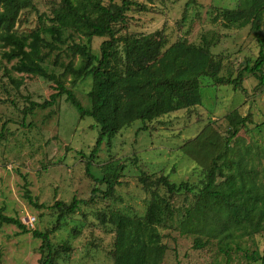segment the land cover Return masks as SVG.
Instances as JSON below:
<instances>
[{
  "label": "rangeland",
  "instance_id": "rangeland-1",
  "mask_svg": "<svg viewBox=\"0 0 264 264\" xmlns=\"http://www.w3.org/2000/svg\"><path fill=\"white\" fill-rule=\"evenodd\" d=\"M121 1L102 0V4L119 5ZM130 1L134 4L125 14V23L115 26L119 29L117 36L159 32L165 48L178 40L199 44L203 37L210 39L213 42L210 52L223 58L220 75L224 79H235L240 70L254 64L260 50L264 52V44L256 41L249 26L226 28L219 16L220 9L237 7V0ZM31 3V8L20 12L14 32L24 36L37 32L42 41L58 46L53 50L42 47L40 65L62 79L81 105L88 108L90 79L71 85L69 76H61L68 63L76 66L80 61L67 47L79 44L98 56L100 44L106 38L89 39L67 31L63 35L66 42L57 43L45 31L52 24V11L60 0H31ZM260 35L264 39V25ZM7 50L0 45L1 212L19 219L28 231H50L56 224L52 207L56 201L69 204L73 198L88 200L96 189L87 205L80 204L50 234L53 248L50 264H113L114 235L109 232L108 211L143 216L150 203L151 190L139 178L150 173L163 174L171 183L185 182L193 187L190 193L166 196L174 216L166 222L172 226L160 230L167 247L161 264H264V261L252 262L246 258L252 253L264 255V233L239 240L240 249L236 250L233 245L231 260H228L217 240L204 242L201 249H195V236L179 232L184 208L193 205L194 194L211 159L226 150L225 116L232 110L242 117L248 116L249 123L229 142V155L241 157L261 150L258 163L264 170V84L247 73L237 88L231 84L217 85L202 76L200 105L152 122L135 121L114 137L105 138L95 156L89 158L99 136L94 120L79 119L65 95L54 106L35 109L24 116L22 111L28 107V101H47L55 92L54 84L36 75H20L14 69L16 61L4 58ZM187 145L192 158L184 154L182 147ZM114 167L118 174L108 191L100 179L112 173L109 171ZM151 180L153 177L148 182ZM222 180L217 176L216 184ZM25 186L38 207L27 202ZM158 191L164 196L163 189ZM102 215L106 217L104 223ZM30 218L35 219L31 226ZM40 244L31 232L23 233L12 224L0 223V264H41Z\"/></svg>",
  "mask_w": 264,
  "mask_h": 264
},
{
  "label": "trees",
  "instance_id": "trees-1",
  "mask_svg": "<svg viewBox=\"0 0 264 264\" xmlns=\"http://www.w3.org/2000/svg\"><path fill=\"white\" fill-rule=\"evenodd\" d=\"M237 2L236 8L218 11L225 27L240 29L249 26L253 37L263 45L264 39L260 32L264 25V0ZM133 4L130 0L107 6L102 4V0H60L58 7L52 11V24L45 32L57 43L66 42L63 35L67 31L89 39L106 38L100 44L98 56L79 44L67 47L73 55L79 56L80 61L76 66L68 63L61 76H69L71 85L90 79V105L86 108L64 86L62 79L48 73L40 65L43 60L42 47L53 50L58 46L53 45V42L42 41L37 32L28 36L14 32L20 12L32 7L31 0H0V45L8 48L4 58L16 61L14 69L20 75H36L54 84L55 92L49 99L43 103L28 101V107L22 111L23 115L32 114L35 109L52 107L59 97L65 95L79 119L90 117L99 127V136L89 158L95 156L105 138L114 137L135 121L152 122L162 116L200 105L199 79L202 76L210 78L217 85L231 84L237 88V83L247 73L253 75L259 84H264L262 50L251 67H244L235 79H224L220 75L223 58L210 52L213 44L210 39L203 37L199 44L178 40L165 48L159 32L117 36L119 29L115 26L125 23V14ZM225 120L228 126L226 150L211 159V165L204 172L201 185L194 194L193 205L184 208L179 232L195 236V249H201L204 242L217 240L222 252L231 260L232 246L235 245L236 250H239V240L264 233V176H261L264 170L260 169L258 163L261 150L242 158L229 155V142L237 137L241 128L247 126L249 117H242L236 110H232L225 116ZM188 147L183 146L185 153H182L192 158ZM111 169L109 172L112 173L100 179L108 191L112 189L118 174L115 167ZM143 176L139 178L140 183L148 185L151 190L145 214L130 216L115 210L108 211L109 232L114 235L111 251L113 264H161L167 247L160 230L170 228L172 225L167 226L166 222L174 216L171 202L166 196L190 193L193 190L185 182H169L163 174L157 176L150 173ZM217 176L223 180L216 184ZM151 177L153 180L148 182ZM158 189L164 190V196ZM24 190L27 202L38 207L26 186ZM95 190H92L88 200L73 198L69 204L56 201L52 205L56 212V224L50 231H28L19 219L4 215L1 210L0 223L12 224L23 233L31 232L33 238L41 241V264H50L53 259L50 234L63 218L75 213L80 204L87 205ZM105 221L106 217L102 215L101 222ZM246 258L252 262L264 261V255L255 253L246 255Z\"/></svg>",
  "mask_w": 264,
  "mask_h": 264
},
{
  "label": "built area",
  "instance_id": "built-area-1",
  "mask_svg": "<svg viewBox=\"0 0 264 264\" xmlns=\"http://www.w3.org/2000/svg\"><path fill=\"white\" fill-rule=\"evenodd\" d=\"M35 222L34 218H30V220L28 221V223L30 224V226Z\"/></svg>",
  "mask_w": 264,
  "mask_h": 264
},
{
  "label": "crops",
  "instance_id": "crops-1",
  "mask_svg": "<svg viewBox=\"0 0 264 264\" xmlns=\"http://www.w3.org/2000/svg\"><path fill=\"white\" fill-rule=\"evenodd\" d=\"M236 8V7H235Z\"/></svg>",
  "mask_w": 264,
  "mask_h": 264
}]
</instances>
